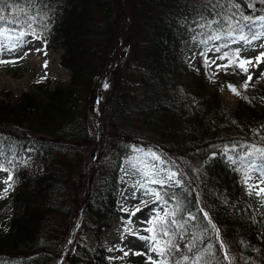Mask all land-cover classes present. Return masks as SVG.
Instances as JSON below:
<instances>
[{
  "label": "trees",
  "instance_id": "1",
  "mask_svg": "<svg viewBox=\"0 0 264 264\" xmlns=\"http://www.w3.org/2000/svg\"><path fill=\"white\" fill-rule=\"evenodd\" d=\"M126 2L132 24L124 31L121 3ZM229 2L9 0L11 9L4 14L18 17L20 25L29 20L31 26L21 30L41 37L47 46L58 43L64 50L61 65L71 77L67 83L45 79L19 98L0 94V165L11 171L13 180L0 201V264H56L83 193L85 207L66 262L112 264L97 245L111 218L121 217L120 171L133 145L154 149L168 171L178 172L179 186L154 189L165 194L179 222L196 217L172 236L179 237L181 245L193 235L199 237L192 252L184 250V255L211 243L213 264H227L221 257L229 250L232 264H264V213L258 211V205L264 208V198L250 204L234 186L235 179L255 173L237 160L246 154L240 146H249L254 162L261 163L255 149L264 147V136L258 134L264 128V76L244 89L239 87L244 78L240 71L224 75L242 94L240 108L230 114L222 108L218 92L206 89L205 74L191 69L181 53L183 43L195 38L201 51L219 44L221 52L234 58L227 36L200 43L209 34L227 31L213 21L228 13L224 5ZM231 2H238L244 15L264 14V4L252 9V0ZM255 30L261 29L257 25ZM243 34L249 35L248 28ZM127 49L128 59L110 95L111 150L93 168L88 162L95 144L88 119L93 85L104 67L105 85L111 82L110 57H125ZM189 77L197 79L186 88L181 81ZM35 156L43 171L32 180L24 163ZM217 239L225 242L223 251Z\"/></svg>",
  "mask_w": 264,
  "mask_h": 264
},
{
  "label": "rangeland",
  "instance_id": "2",
  "mask_svg": "<svg viewBox=\"0 0 264 264\" xmlns=\"http://www.w3.org/2000/svg\"><path fill=\"white\" fill-rule=\"evenodd\" d=\"M121 4L125 6L124 11H121V15L126 18V21L122 22L121 30L125 31L131 29L132 21L127 14L128 3ZM260 4L257 0L256 6ZM23 40L26 43H24L23 47L16 49L15 52L0 53V60L5 61L0 63V94L8 93L14 98H19L26 92L34 90V87L45 79H54L63 83L69 81L70 72L60 65L61 55L64 50L58 43L48 47L42 38L30 33H27ZM261 43H264V41H254L251 46L245 45L243 42L239 44L231 43L232 49H241L240 57L252 60L251 64L244 65L248 69L246 73L241 72L236 67L238 62L236 57H231L232 63L225 68L224 65L228 64V60L217 59L220 53L212 51L214 46L210 47L202 55L196 39L185 42L181 50L182 57L188 66L197 74L202 72L205 74L203 75L206 89L211 92H218L222 108L226 112L234 114L240 108L242 94L239 90V94H236L229 88L231 84L225 79L224 75L233 77L236 70H238L244 74L243 84L248 80V76L251 75L253 79L249 85L254 83L260 76H264V64H261L264 62V55H261V53H264V47H257ZM126 52L125 57L115 54L110 57L111 71L109 79L112 83L109 82L110 85L106 84L107 87H105L106 69H104L94 87V100L89 111L90 130L96 136L95 144L88 155L89 163L92 165L101 159V154L110 152L109 99L113 82L128 59L129 49ZM205 57L208 59H205ZM257 57L260 58L259 63L256 60ZM116 60H118L117 64L114 63ZM57 65L62 68V71L59 70ZM217 65H220L219 69H217ZM55 73L58 77L51 76V74ZM196 79L197 77H189L184 82L181 81V84L186 88H190L188 86L193 84ZM94 112H99L101 115L106 131L104 136H100L98 133L99 126L94 120ZM258 131V134L264 136V128H260ZM153 154L158 159H154ZM25 166L32 180L42 171V163L37 157L28 159ZM169 172L171 171L165 169L164 163L156 151L145 146L134 145L132 147V155L125 160L121 170L120 181L124 186L118 203V211L121 217L119 220L111 218V228L105 230L102 241L97 245L105 250L107 260L112 264H152L153 261H157L156 252L150 251V248L154 246L159 251L161 250V244L156 243L153 245L151 241L140 239V237L154 235V232L149 233L146 229L153 227L159 219L163 218L161 209L165 212H170L172 209L164 206L165 204L162 202H156L155 195L151 193L155 191L153 187L159 185L149 183L145 179L144 174L155 173L158 179H163ZM9 176H11L9 170L0 166V201L9 190V185L12 184V179H9ZM257 184L256 173L252 176H241L234 181L235 189L241 191V198L255 205L258 204V200L264 198V193L259 197L255 195ZM142 185L144 187H141ZM177 185L179 184L166 181V186L175 187ZM259 186L264 188V184ZM5 188L8 189L6 192L4 191ZM145 188H147V192ZM250 191L252 194H250ZM137 209L140 211H137ZM258 211L264 213V208L258 205ZM132 213L135 214L133 215ZM74 229V233H76L78 230L77 223ZM71 247L72 244L70 245ZM125 252L128 255H124ZM150 257L151 259H149ZM64 264H66V261Z\"/></svg>",
  "mask_w": 264,
  "mask_h": 264
},
{
  "label": "snow or ice",
  "instance_id": "3",
  "mask_svg": "<svg viewBox=\"0 0 264 264\" xmlns=\"http://www.w3.org/2000/svg\"><path fill=\"white\" fill-rule=\"evenodd\" d=\"M13 3H18L19 0H12ZM257 0H252L251 3L248 4L249 8L255 9ZM259 3L264 4V0H258ZM224 7H227L229 9L228 13L222 17L221 20L213 21V23L216 24H222L227 28V31L223 33V35L217 34V35H211L209 34L208 37L204 40H201V44H207L209 40L211 41H219L224 38V36H227L229 38L230 43L233 44H239L240 42H243L245 45L251 46L254 41H264V14L253 16V15H244L240 13V4L238 2H230ZM8 9L10 11L11 4L9 3V0H0V53L2 52H15L16 49L23 47L24 43L26 41L23 40V37L26 35L24 31H22V27H30L31 22L29 20L25 21L24 25L19 24V18L16 19H9L4 13L5 10ZM12 15H16L15 13H12ZM20 15H23L27 17V13L21 12ZM217 15H221L220 13H217ZM240 16V19H236L237 16ZM241 21H243V26L241 25ZM8 25H15V27L9 29ZM257 25L261 29L260 31H256ZM203 27V25H201ZM248 28L249 35L243 34V29ZM234 33H238L237 35H234ZM221 45L216 44L214 45V48L212 51L221 53L217 59L219 60H228V64L224 65L225 68L228 67L232 63L231 57L229 55V52H221ZM223 47H229L228 44L223 45ZM257 47H264V43H261L257 45ZM247 50V49H244ZM241 49H230L231 56H235L237 59L236 67L240 69L241 72H247L248 69L244 66L245 64H251V59H245L240 57ZM203 55V53H202ZM261 55H264V53H261ZM205 59H208L205 57ZM259 57L256 58L257 62L259 63ZM5 61L0 60V63H3ZM214 62V61H213ZM220 65H217V69H219ZM252 76H248V80L239 87L241 88H247L249 86V83L252 82ZM107 87V85H105ZM229 88L236 94L238 93L237 87L233 85H229ZM245 148V155H239L237 156V160L241 165L247 164L253 172L257 174L258 184L256 185V191L255 195L258 197L264 193V188H261L259 185L264 184V147L256 148L255 151L260 154V165H257L253 160V154L252 152L248 151L249 146H240ZM254 147V146H251ZM237 146H233L231 150L235 151ZM226 151H228L226 149ZM154 159H158V157H155L153 154ZM231 160V157H229ZM237 160H233V163H236ZM145 179L149 183L158 184L161 188L166 187V181L174 182L175 184H179L180 180L177 179V174L173 172H169L165 178L158 179L155 175V173L149 174L145 173ZM9 179H11V176H9ZM247 179V177H246ZM11 187V185H9ZM141 187H144L143 185ZM8 189L5 188L4 191L6 192ZM145 191L147 192V188H145ZM152 195H155L156 202H163L164 204L168 203V200L165 199V194H162L160 191H154L151 193ZM250 194L252 192L250 191ZM137 211H140L137 209ZM163 212V218L159 219L153 227H150L146 229L149 233L155 232L154 235H150L149 237H140V239H145L148 241H151L153 245L156 243L161 244V250H157L154 246L150 248V251L156 252L159 264H183V262H190V264H213L212 257L215 255V253L212 251V249L215 247L211 243L203 246L201 249H197L196 253H193L191 256L184 255V250H187L188 252H192V248L196 242V240L199 239L198 236L193 235L191 242H186L184 245H181L178 243L179 237L176 238V240L172 239V236L175 235L176 230L184 229L185 225L191 220L194 221L196 217L189 216L187 219H183V222H179L176 219V211L173 209L170 212H165L163 209H161ZM204 217H207V213L203 212V209L200 210ZM133 215L135 213H132ZM211 221H209V224ZM212 227L215 229V225H212ZM224 243L223 241H220L217 239V244L219 245V248L221 251L224 250ZM203 252V255H200L199 253ZM124 255H128L127 252L124 253ZM208 257L207 259L205 257ZM179 257V258H177ZM151 259V257L149 258ZM221 260L227 261V264H232L231 260V253L230 250L225 252L224 255L221 257ZM152 264H157V261H153ZM215 264H219V262H215Z\"/></svg>",
  "mask_w": 264,
  "mask_h": 264
},
{
  "label": "bare ground",
  "instance_id": "4",
  "mask_svg": "<svg viewBox=\"0 0 264 264\" xmlns=\"http://www.w3.org/2000/svg\"><path fill=\"white\" fill-rule=\"evenodd\" d=\"M262 62H263V61H262ZM261 64H264V62L261 63ZM57 67L59 68V70L62 71V68H61L59 65H57ZM51 76H52V77H58V75H57L56 73H55V74H51ZM93 115L95 116V118H94L95 122H96L97 125L99 126V129H98V133H99V135H100V136H104L105 133H106V131H105V128H104V126H103V121H102V119H101V115H100V113H99V112H94ZM71 239H72V238H71ZM71 239H70V240H71ZM70 243H71V241H69L67 247L65 248V250H64V252H63V254H62L61 258H60L59 264H64V262H65V258H66L67 251H68V249H69V245H70Z\"/></svg>",
  "mask_w": 264,
  "mask_h": 264
}]
</instances>
